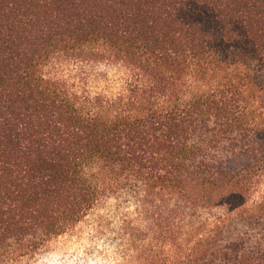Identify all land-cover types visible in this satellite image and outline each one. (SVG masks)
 <instances>
[{
    "label": "trees",
    "instance_id": "1",
    "mask_svg": "<svg viewBox=\"0 0 264 264\" xmlns=\"http://www.w3.org/2000/svg\"><path fill=\"white\" fill-rule=\"evenodd\" d=\"M85 222L105 264H264V0H0V264Z\"/></svg>",
    "mask_w": 264,
    "mask_h": 264
},
{
    "label": "rangeland",
    "instance_id": "2",
    "mask_svg": "<svg viewBox=\"0 0 264 264\" xmlns=\"http://www.w3.org/2000/svg\"><path fill=\"white\" fill-rule=\"evenodd\" d=\"M111 203L109 201L107 206ZM98 212L101 214L105 211ZM111 228L112 226L105 227L104 234L97 238L85 222L74 234L54 241L46 253L37 256L33 261L35 264H105L112 261L115 253Z\"/></svg>",
    "mask_w": 264,
    "mask_h": 264
}]
</instances>
